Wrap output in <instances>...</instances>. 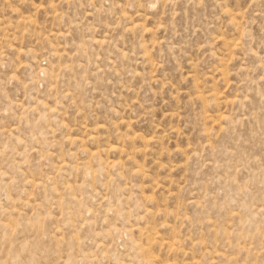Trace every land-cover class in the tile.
I'll use <instances>...</instances> for the list:
<instances>
[{
  "label": "rangeland",
  "instance_id": "1",
  "mask_svg": "<svg viewBox=\"0 0 264 264\" xmlns=\"http://www.w3.org/2000/svg\"><path fill=\"white\" fill-rule=\"evenodd\" d=\"M0 264H264V0H0Z\"/></svg>",
  "mask_w": 264,
  "mask_h": 264
},
{
  "label": "bare ground",
  "instance_id": "2",
  "mask_svg": "<svg viewBox=\"0 0 264 264\" xmlns=\"http://www.w3.org/2000/svg\"><path fill=\"white\" fill-rule=\"evenodd\" d=\"M115 148H116V147H115ZM111 150H112V148H111ZM115 150H117V148H116Z\"/></svg>",
  "mask_w": 264,
  "mask_h": 264
}]
</instances>
